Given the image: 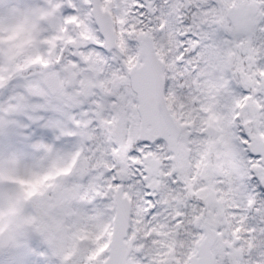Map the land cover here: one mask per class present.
<instances>
[{"label":"snow or ice","instance_id":"obj_1","mask_svg":"<svg viewBox=\"0 0 264 264\" xmlns=\"http://www.w3.org/2000/svg\"><path fill=\"white\" fill-rule=\"evenodd\" d=\"M0 264H264V0H0Z\"/></svg>","mask_w":264,"mask_h":264},{"label":"rangeland","instance_id":"obj_2","mask_svg":"<svg viewBox=\"0 0 264 264\" xmlns=\"http://www.w3.org/2000/svg\"><path fill=\"white\" fill-rule=\"evenodd\" d=\"M20 35H21V33L18 31L17 33H16V35L13 37L14 39H19L20 38Z\"/></svg>","mask_w":264,"mask_h":264}]
</instances>
